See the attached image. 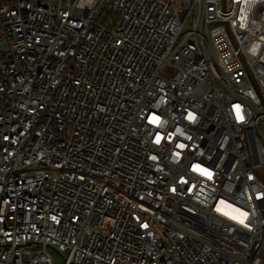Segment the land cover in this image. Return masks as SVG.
I'll list each match as a JSON object with an SVG mask.
<instances>
[{
    "label": "built area",
    "instance_id": "obj_1",
    "mask_svg": "<svg viewBox=\"0 0 264 264\" xmlns=\"http://www.w3.org/2000/svg\"><path fill=\"white\" fill-rule=\"evenodd\" d=\"M54 252L264 264V0H0V264Z\"/></svg>",
    "mask_w": 264,
    "mask_h": 264
},
{
    "label": "rangeland",
    "instance_id": "obj_2",
    "mask_svg": "<svg viewBox=\"0 0 264 264\" xmlns=\"http://www.w3.org/2000/svg\"><path fill=\"white\" fill-rule=\"evenodd\" d=\"M53 258H54L55 264H63L64 263L63 253L54 252Z\"/></svg>",
    "mask_w": 264,
    "mask_h": 264
},
{
    "label": "snow or ice",
    "instance_id": "obj_3",
    "mask_svg": "<svg viewBox=\"0 0 264 264\" xmlns=\"http://www.w3.org/2000/svg\"><path fill=\"white\" fill-rule=\"evenodd\" d=\"M237 116H238V118L239 119H243V117L242 116H240V109H239V106H237ZM154 122H156V121H154ZM205 174H207V173H205ZM245 217L247 216V213H244L243 214ZM235 218V217H234ZM244 221L243 220H240V223H243Z\"/></svg>",
    "mask_w": 264,
    "mask_h": 264
}]
</instances>
